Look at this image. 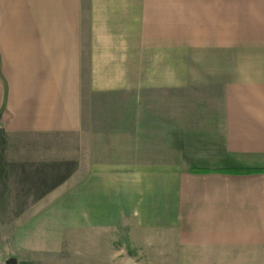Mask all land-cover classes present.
<instances>
[{"label":"crops","instance_id":"crops-1","mask_svg":"<svg viewBox=\"0 0 264 264\" xmlns=\"http://www.w3.org/2000/svg\"><path fill=\"white\" fill-rule=\"evenodd\" d=\"M0 213L21 254L114 230L151 260L264 264V0H0Z\"/></svg>","mask_w":264,"mask_h":264},{"label":"rangeland","instance_id":"rangeland-1","mask_svg":"<svg viewBox=\"0 0 264 264\" xmlns=\"http://www.w3.org/2000/svg\"><path fill=\"white\" fill-rule=\"evenodd\" d=\"M197 39L198 42L200 40H203V43H206L207 40L210 38H191V40ZM211 52L206 51L203 49L202 56H204L203 63H196L195 53H189V84H188V91L189 93H196L198 96H200L201 99L199 101L195 100H189L188 104L191 106L193 104L196 106V104H202L204 106L210 105V102L207 100H202V97L205 96V94H210L211 92V84L213 81L212 78V71L210 68V54ZM201 59L199 53L198 58ZM194 72H197L196 74H199L198 76L195 75ZM194 73V74H193ZM208 96V95H207ZM192 102V103H191ZM210 109V107H209ZM205 110V109H204ZM202 110L200 111V113ZM34 214H22L21 221H30V217ZM10 216L15 218L14 214H2L0 213V264H8V261L15 260L14 263L10 264H87L86 260L87 257H85V253H90L91 250L97 249L103 251H108L109 249H119L120 251L125 252L126 254H133L134 259L133 261L129 262L128 264H174V261H163L160 260H151L150 254H147L148 251L150 252H156L158 255V258H162V252L164 250L163 246L159 245H147L144 244L145 238L143 240V237L141 234H138L137 237L130 239L128 237L131 236H123L120 234V232L113 231H107L102 233H93L91 234L93 237H103L106 241L112 242L109 246H86L84 244L85 238L87 237V233L84 231H77V232H71L70 235L65 239V245H63V249L59 253H37L35 251H29L27 253H18L17 251H13L10 248L9 244V238L4 235L5 232V222L6 220H10ZM5 221V222H4ZM29 223V222H27ZM90 236V235H89ZM88 236V237H89ZM148 234L146 235V237ZM151 237V235H149ZM157 237V235H156ZM158 241V240H157ZM8 242V244H7ZM155 250V251H154ZM23 256V257H20ZM17 257V258H16ZM89 264V263H88ZM91 264H99L97 262L91 263ZM108 264H117V261L113 260L108 262Z\"/></svg>","mask_w":264,"mask_h":264},{"label":"trees","instance_id":"trees-1","mask_svg":"<svg viewBox=\"0 0 264 264\" xmlns=\"http://www.w3.org/2000/svg\"><path fill=\"white\" fill-rule=\"evenodd\" d=\"M213 170H221V171H226V172H231V173H249V172H257L260 171L261 168H249V167H232L229 169H213ZM212 171L211 168H200V167H194L192 168V172L196 173H202V172H208Z\"/></svg>","mask_w":264,"mask_h":264},{"label":"water","instance_id":"water-1","mask_svg":"<svg viewBox=\"0 0 264 264\" xmlns=\"http://www.w3.org/2000/svg\"><path fill=\"white\" fill-rule=\"evenodd\" d=\"M14 262H15V260H10V261H8V264L14 263Z\"/></svg>","mask_w":264,"mask_h":264}]
</instances>
